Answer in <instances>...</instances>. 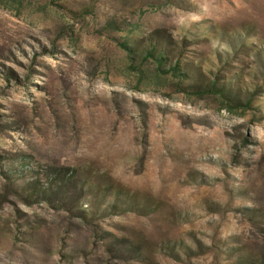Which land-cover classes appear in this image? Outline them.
<instances>
[{"label": "rangeland", "instance_id": "1", "mask_svg": "<svg viewBox=\"0 0 264 264\" xmlns=\"http://www.w3.org/2000/svg\"><path fill=\"white\" fill-rule=\"evenodd\" d=\"M0 264H264V0H0Z\"/></svg>", "mask_w": 264, "mask_h": 264}, {"label": "trees", "instance_id": "2", "mask_svg": "<svg viewBox=\"0 0 264 264\" xmlns=\"http://www.w3.org/2000/svg\"><path fill=\"white\" fill-rule=\"evenodd\" d=\"M185 40L187 39L183 40V44H185ZM170 42V38H166L165 35L161 34V31H156L154 33L149 34V36H147L145 40H142L141 44H136V42L135 44H129L130 40L128 38H121L120 40H118V45L126 51L130 59H133L135 55H139L141 59L145 60L153 59L157 64L158 70L164 73H171L174 77L178 79V85L180 88L188 89L191 91V93L198 96H204L213 93L218 94L221 98L224 99L225 102L227 101L226 103L231 107L241 105L239 93L237 89H232L230 83L219 84V82L217 81H211V83H204L200 78H193L192 74V78L189 76V73H191L190 69L192 68V64L189 63L184 68L183 66L181 67L180 62L178 61H169L168 54H170L171 51L173 52ZM243 106L251 107L250 99H247ZM63 172L58 171L54 173L46 171L44 173V176L46 180L49 181L48 184L51 186L52 184H56V181L53 178L54 176L57 179L60 178L61 181L64 180L65 176V180L71 183L72 178H69L67 176L68 173H66L65 171ZM33 173L37 174V172ZM28 175L32 176L33 174L31 175L30 173ZM40 182L41 174H37V179L35 180V182L32 180L25 181L24 183L18 185L16 192L19 194L20 197H23L24 200H27L28 197H31L33 195L37 196L36 198H39L38 195H41V197L45 200H51L49 194H52L53 190L45 191L43 185L44 182H42V184ZM34 185L37 186V189H35ZM83 187L85 188L84 184ZM116 193L119 194L120 191H116ZM106 204H110L111 207L113 206L111 201H106ZM82 212L83 213H81V216L87 217V213H85L84 210H82ZM105 239L108 238L105 237ZM120 245L122 246V243H118V246ZM112 248L113 246L109 245L108 250ZM117 251L121 253V250ZM126 251L129 250L126 249ZM240 261L241 260L238 259V263Z\"/></svg>", "mask_w": 264, "mask_h": 264}]
</instances>
